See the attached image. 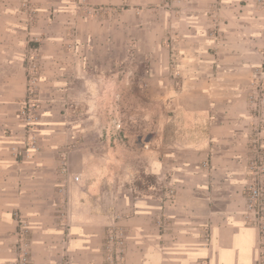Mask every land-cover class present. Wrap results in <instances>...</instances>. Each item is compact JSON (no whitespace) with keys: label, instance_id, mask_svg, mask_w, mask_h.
Instances as JSON below:
<instances>
[{"label":"crops","instance_id":"1","mask_svg":"<svg viewBox=\"0 0 264 264\" xmlns=\"http://www.w3.org/2000/svg\"><path fill=\"white\" fill-rule=\"evenodd\" d=\"M32 1L0 0V264H15L20 219L31 264H109L111 227L126 237L121 264H257L246 188L264 166V0ZM31 58L42 78L27 124ZM88 74L99 94L120 87L142 104L139 125L154 129L140 166L161 193L117 185L135 170L111 147L120 119L81 113ZM85 123L107 127L94 138L106 149L89 147Z\"/></svg>","mask_w":264,"mask_h":264},{"label":"rangeland","instance_id":"2","mask_svg":"<svg viewBox=\"0 0 264 264\" xmlns=\"http://www.w3.org/2000/svg\"><path fill=\"white\" fill-rule=\"evenodd\" d=\"M32 3V0H20V4L26 6ZM77 6V14L79 17H83V19L90 17L91 9L87 5L82 6V2H78ZM103 14L105 13H101L100 15ZM73 30L75 33V27ZM73 46L75 47V45ZM165 46L167 48L168 53V72L171 74L172 77H176L174 75L180 76L181 73L178 63L181 53L178 40L176 39L175 34L168 32V37L165 39ZM32 60L34 59L31 58V60H29L27 64H29V62H31ZM36 62L40 67L41 64L39 63V61ZM143 66L144 67L142 69L145 72L144 74H146L150 66V61L147 60L146 62H143ZM41 78L42 76L40 70V75L37 80V89L35 91L36 95L34 96L36 101H39L38 95ZM84 81H89V83H92L87 86H84V90L82 92L83 95H81V93L77 94L78 97L82 98V101L79 102L83 107V111H81V113L83 112V116L85 117L84 119H91L92 116H100V118L102 117L103 119L108 120V117L110 115L117 116V118H119L121 122V126L119 128H116L114 130L112 129L113 131L111 134L115 135L116 140L110 142L112 144L111 147L117 152H120V156H118L119 163L127 167V165H129L128 163L131 162L133 170H135V172L133 171L130 174L120 173L119 175L121 176V179L118 180L119 183L117 185H119L121 189H124V187H131L132 191L138 190L143 192H155L157 190L161 193L162 188H159L158 185L155 187L157 181L160 179H158L154 174L148 172L145 168L140 166H145L143 165V161L139 159L140 149L143 146L146 147V143H148L146 141V138H149L148 136L150 130L154 129L153 123L149 124L148 126L139 125L140 119L139 117H137V115H139V109L141 108L142 104L139 101L135 100L131 92L125 94L124 90H122V88L120 87L119 89H121V92L119 94L113 95L112 98L109 97L108 93L99 94L97 86L94 85L96 80L90 74L84 75ZM77 96L76 94H74L73 98L75 99V97ZM99 106H102V109H100ZM109 107L111 109H108ZM145 121H147V119L143 118L142 122ZM84 126L89 128V133L86 136L87 142L89 143V145L91 144L89 147L98 150L106 149V139L105 142L103 141L101 145L98 146L94 138L96 137L97 133L100 135L101 139L104 138V136L106 138L107 127L102 124L99 125V123L95 126L91 125V123H85ZM120 137L122 139H119ZM150 146L151 145L148 144V148H150ZM165 180L167 181V179ZM168 191H171V187L168 188Z\"/></svg>","mask_w":264,"mask_h":264},{"label":"built area","instance_id":"3","mask_svg":"<svg viewBox=\"0 0 264 264\" xmlns=\"http://www.w3.org/2000/svg\"><path fill=\"white\" fill-rule=\"evenodd\" d=\"M28 67L30 71L29 91L31 96L28 100L27 107L22 113L27 124H34L37 118L35 109L38 103L34 96L36 95L35 91L37 89V80L40 75V67L34 60L29 62ZM251 176V181L246 188V214L250 221L259 229V243L261 249L257 264H264V166L262 161H257L255 163L252 168ZM76 179H78V177H76ZM19 223L18 240L15 244L18 257L15 264H31V240L28 236L30 224L23 219H20ZM125 239V235L118 227H111L108 230L104 246L109 264H121ZM207 239H209V235H207Z\"/></svg>","mask_w":264,"mask_h":264}]
</instances>
